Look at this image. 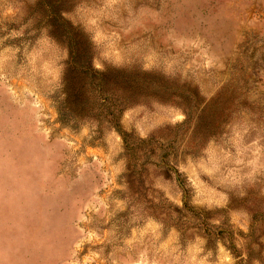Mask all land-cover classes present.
Segmentation results:
<instances>
[{
	"label": "rangeland",
	"instance_id": "374dc122",
	"mask_svg": "<svg viewBox=\"0 0 264 264\" xmlns=\"http://www.w3.org/2000/svg\"><path fill=\"white\" fill-rule=\"evenodd\" d=\"M49 1L0 0V264H264V0Z\"/></svg>",
	"mask_w": 264,
	"mask_h": 264
},
{
	"label": "trees",
	"instance_id": "16d2710c",
	"mask_svg": "<svg viewBox=\"0 0 264 264\" xmlns=\"http://www.w3.org/2000/svg\"><path fill=\"white\" fill-rule=\"evenodd\" d=\"M40 6L42 3L45 4V8L47 13L49 14H54L55 13V8L53 6V3H51L49 0H37ZM105 112V120L114 123V127L117 129L118 127V113L120 112V108L114 101H108L107 107L105 110H102ZM115 119V122L113 120ZM123 133V132H122ZM124 139H127V135L124 134Z\"/></svg>",
	"mask_w": 264,
	"mask_h": 264
}]
</instances>
